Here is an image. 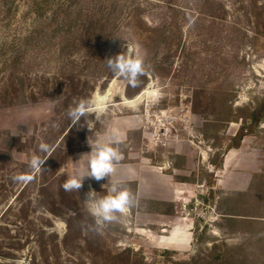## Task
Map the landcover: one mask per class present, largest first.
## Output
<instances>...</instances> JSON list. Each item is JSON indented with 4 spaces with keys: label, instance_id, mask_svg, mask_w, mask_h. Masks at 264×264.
Wrapping results in <instances>:
<instances>
[{
    "label": "rangeland",
    "instance_id": "1",
    "mask_svg": "<svg viewBox=\"0 0 264 264\" xmlns=\"http://www.w3.org/2000/svg\"><path fill=\"white\" fill-rule=\"evenodd\" d=\"M129 51L138 87L106 64ZM89 137L120 142L114 178L141 202L99 233L83 200L108 179L62 188ZM42 142L48 171L14 183ZM0 264H264V0H0Z\"/></svg>",
    "mask_w": 264,
    "mask_h": 264
},
{
    "label": "clouds",
    "instance_id": "2",
    "mask_svg": "<svg viewBox=\"0 0 264 264\" xmlns=\"http://www.w3.org/2000/svg\"><path fill=\"white\" fill-rule=\"evenodd\" d=\"M189 22L192 23L191 18H189ZM106 64L113 75L123 78L131 87H138L142 82L140 78L145 76L149 70L145 59L140 55H133L130 51L108 58ZM103 99L97 98L94 101L80 99L74 103V106H69L67 117L71 122L70 126L79 125L83 118L91 129L87 121L88 117L94 114L92 105L103 103ZM119 143V141L102 143L96 137H89L88 144L91 147V152L86 154L88 156L87 173L84 175L74 173L62 185L65 192L79 193L86 177L97 182L108 179L109 187L106 195L97 197L96 192L90 189L85 193L83 200L86 203L87 212L92 218V224L88 227L97 233L112 224L119 223L126 213L141 206L135 193L124 182L114 178L117 165L124 159ZM39 152L46 155L33 154L28 162L30 172L12 175L11 180L14 183L27 184L34 180L36 174L48 171L44 165L48 157L51 156L50 146L44 142L40 143Z\"/></svg>",
    "mask_w": 264,
    "mask_h": 264
},
{
    "label": "trees",
    "instance_id": "3",
    "mask_svg": "<svg viewBox=\"0 0 264 264\" xmlns=\"http://www.w3.org/2000/svg\"><path fill=\"white\" fill-rule=\"evenodd\" d=\"M126 93H127V97H131L129 85L127 86ZM262 115H263V110H261L260 107L255 109L253 111V114L251 115V122H252L251 127L248 129V128L242 126L239 129V131L237 132V134L233 138H230L228 140V143L226 144V146L224 148V153L226 151L227 152H229L230 150L232 151V149H239L241 147V143H242L243 139L250 132V129H252V127L255 128V127H257V125H259V123L262 119ZM238 118H236V121L234 119L224 120V121H226V122H237ZM241 118H242L241 119L242 122L244 123V121H245L244 117H241ZM224 153L222 154V156L224 155ZM222 167H223V161H221V163L215 165V168H217V169H221Z\"/></svg>",
    "mask_w": 264,
    "mask_h": 264
},
{
    "label": "bare ground",
    "instance_id": "4",
    "mask_svg": "<svg viewBox=\"0 0 264 264\" xmlns=\"http://www.w3.org/2000/svg\"><path fill=\"white\" fill-rule=\"evenodd\" d=\"M134 101H135V100H134ZM134 101H133V102H134ZM125 103H132V102L127 100V101H125Z\"/></svg>",
    "mask_w": 264,
    "mask_h": 264
},
{
    "label": "water",
    "instance_id": "5",
    "mask_svg": "<svg viewBox=\"0 0 264 264\" xmlns=\"http://www.w3.org/2000/svg\"><path fill=\"white\" fill-rule=\"evenodd\" d=\"M127 101V100H126Z\"/></svg>",
    "mask_w": 264,
    "mask_h": 264
}]
</instances>
